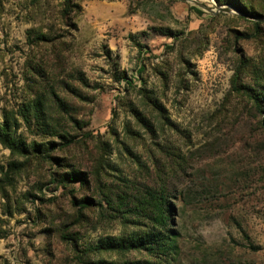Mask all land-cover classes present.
I'll use <instances>...</instances> for the list:
<instances>
[{
	"label": "rangeland",
	"instance_id": "1",
	"mask_svg": "<svg viewBox=\"0 0 264 264\" xmlns=\"http://www.w3.org/2000/svg\"><path fill=\"white\" fill-rule=\"evenodd\" d=\"M195 1L0 0V264H264V0Z\"/></svg>",
	"mask_w": 264,
	"mask_h": 264
},
{
	"label": "trees",
	"instance_id": "2",
	"mask_svg": "<svg viewBox=\"0 0 264 264\" xmlns=\"http://www.w3.org/2000/svg\"><path fill=\"white\" fill-rule=\"evenodd\" d=\"M259 109H261V107L259 106L258 107ZM0 139L1 141H3L6 145L12 147V146H15V143H13L12 141V136L11 134L8 132V126L5 125L0 127ZM149 244H152V242H150ZM144 247H146L148 250H150V247L147 243H143Z\"/></svg>",
	"mask_w": 264,
	"mask_h": 264
},
{
	"label": "water",
	"instance_id": "3",
	"mask_svg": "<svg viewBox=\"0 0 264 264\" xmlns=\"http://www.w3.org/2000/svg\"><path fill=\"white\" fill-rule=\"evenodd\" d=\"M192 2H194V3H197L195 0H191ZM197 4H199V3H197ZM199 5H201V4H199ZM202 6V5H201ZM206 9H208L207 7H206ZM217 9L219 10V11H224V12H229V11H231V7L230 6H227V7H217ZM209 11H211L212 13H215V11H213V10H211V9H208Z\"/></svg>",
	"mask_w": 264,
	"mask_h": 264
}]
</instances>
